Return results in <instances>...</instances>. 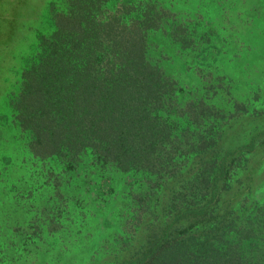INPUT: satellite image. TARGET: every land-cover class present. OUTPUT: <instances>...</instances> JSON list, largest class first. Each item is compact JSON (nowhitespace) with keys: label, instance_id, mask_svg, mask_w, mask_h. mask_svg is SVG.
<instances>
[{"label":"rangeland","instance_id":"1","mask_svg":"<svg viewBox=\"0 0 264 264\" xmlns=\"http://www.w3.org/2000/svg\"><path fill=\"white\" fill-rule=\"evenodd\" d=\"M134 2L163 18L148 56L177 82L170 119L192 145L180 157L185 177L163 188L162 177L126 175L89 153L36 152L10 103L75 0H0V264H127L184 207L176 199L198 202L192 179L211 158L226 166L214 170L220 211L252 219L254 238L264 237V0H107L102 8ZM202 109L210 117L197 121Z\"/></svg>","mask_w":264,"mask_h":264},{"label":"trees","instance_id":"2","mask_svg":"<svg viewBox=\"0 0 264 264\" xmlns=\"http://www.w3.org/2000/svg\"><path fill=\"white\" fill-rule=\"evenodd\" d=\"M106 2L75 0L59 16L37 60L25 67L10 106L44 158L89 153L126 175L143 173L158 183L162 177V187L168 188L185 177L180 157L192 145L170 119L176 79L148 56L151 32L163 18L149 3L109 11L102 8ZM201 112L197 121L210 117ZM211 160L198 180L192 179L194 188H202L198 202L181 204L176 199L184 207L176 209L162 230L155 229L127 264H264V237L254 238L253 220L241 224L215 202L221 178L215 171L226 166ZM209 194L211 200L205 203ZM248 233L253 236L247 240Z\"/></svg>","mask_w":264,"mask_h":264}]
</instances>
